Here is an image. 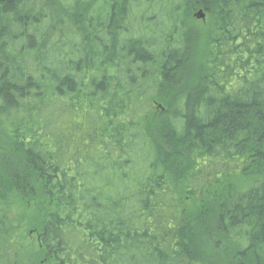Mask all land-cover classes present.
Returning <instances> with one entry per match:
<instances>
[{
	"label": "trees",
	"instance_id": "1",
	"mask_svg": "<svg viewBox=\"0 0 264 264\" xmlns=\"http://www.w3.org/2000/svg\"><path fill=\"white\" fill-rule=\"evenodd\" d=\"M193 1L0 0V264H264V0Z\"/></svg>",
	"mask_w": 264,
	"mask_h": 264
},
{
	"label": "rangeland",
	"instance_id": "2",
	"mask_svg": "<svg viewBox=\"0 0 264 264\" xmlns=\"http://www.w3.org/2000/svg\"><path fill=\"white\" fill-rule=\"evenodd\" d=\"M189 1H191V3L189 4L190 15H191V23L190 24L192 25L193 29L197 30L200 33L196 36L197 46H196V50L194 53H195L196 58H198V57L200 58L201 55H202V57H204V55L206 53V47H207L206 46V40H207V35L209 33L210 25H209V21H208L207 16H205L203 19L197 17V13L200 11V8L195 5L193 0H189ZM46 4H49V5L46 7L45 12H47V14L50 15V14H52V10H53V7L51 5V1L50 2L47 1ZM43 6H45L44 3H43ZM12 200L13 199H11V201ZM7 210H8V216L9 215H15V213L17 212L16 203H11L8 206ZM202 222H203V220L200 222L199 229H201L203 226ZM196 223H199V222L196 220ZM33 238H34L33 235L28 234V240L26 241V243L24 245V256H26V259L23 262H25L26 264H29L31 262V258L33 257V254L38 250V246H37L38 242L34 241L35 238L34 239ZM31 241H33V242L31 243Z\"/></svg>",
	"mask_w": 264,
	"mask_h": 264
},
{
	"label": "water",
	"instance_id": "3",
	"mask_svg": "<svg viewBox=\"0 0 264 264\" xmlns=\"http://www.w3.org/2000/svg\"><path fill=\"white\" fill-rule=\"evenodd\" d=\"M197 17L203 19V18L205 17V14L203 13V11H199V12L197 13Z\"/></svg>",
	"mask_w": 264,
	"mask_h": 264
}]
</instances>
